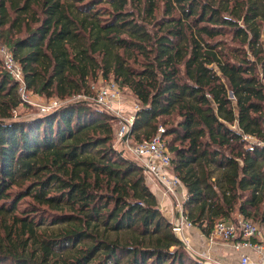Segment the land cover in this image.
<instances>
[{
	"label": "trees",
	"instance_id": "1",
	"mask_svg": "<svg viewBox=\"0 0 264 264\" xmlns=\"http://www.w3.org/2000/svg\"><path fill=\"white\" fill-rule=\"evenodd\" d=\"M0 42L38 96L127 89L126 139L163 128L204 236L232 214L264 230V0H0ZM20 105L0 61V264H205L115 149L113 115L80 100L13 119Z\"/></svg>",
	"mask_w": 264,
	"mask_h": 264
},
{
	"label": "built area",
	"instance_id": "2",
	"mask_svg": "<svg viewBox=\"0 0 264 264\" xmlns=\"http://www.w3.org/2000/svg\"><path fill=\"white\" fill-rule=\"evenodd\" d=\"M0 61L3 70L16 82L20 101L25 102L27 95L32 94V92L26 89L19 65L13 59L10 51L3 45H0ZM80 100L91 102L116 118L121 119L120 125L115 132V137L118 141L125 142L126 139L123 140V137L130 129L134 112L139 108V105H134L133 113L130 116L122 118L120 115L121 110L117 105L120 100V89L111 80H101V84L97 87L91 85L88 94L72 95L64 100L50 99L44 104L36 105L38 109L37 115L51 112L65 103ZM162 133L163 128L158 127L152 137L142 140L131 147L127 146V149L140 164L144 177L159 186L163 195L170 196L177 201V198L179 200L181 198L176 207L177 215L175 221L171 223V225L177 226V228L172 227V229L180 240L181 227L190 228L192 226L187 221L182 210V202L186 194H181L182 184L170 170V156L163 142ZM256 143L264 146V141ZM207 239L209 243L217 240L228 243L231 249L237 253L238 258L235 264H264V230L260 229L255 223L242 219L240 216H237L235 221L228 219L215 222ZM249 253L254 254L255 257L251 258ZM203 262L209 264L208 260H203Z\"/></svg>",
	"mask_w": 264,
	"mask_h": 264
},
{
	"label": "crops",
	"instance_id": "3",
	"mask_svg": "<svg viewBox=\"0 0 264 264\" xmlns=\"http://www.w3.org/2000/svg\"><path fill=\"white\" fill-rule=\"evenodd\" d=\"M147 185L151 193L155 196L157 207L162 213V215L167 219L169 223L175 221L177 211L174 206V200L170 196H165L162 194L159 186L152 183L151 180L145 178ZM186 194L184 187L181 188V194ZM179 199V198H177ZM181 201V198H180ZM178 210V209H177ZM208 236H204L198 229L194 227H181L180 230V240L185 243L186 249L192 254L197 255L199 253L200 259L208 260L209 264H212L214 260L219 263L226 262L227 264H235L237 261V253L234 252L230 245L221 241H214L209 243ZM213 251H215V257ZM251 258H254L255 255L249 253Z\"/></svg>",
	"mask_w": 264,
	"mask_h": 264
},
{
	"label": "rangeland",
	"instance_id": "4",
	"mask_svg": "<svg viewBox=\"0 0 264 264\" xmlns=\"http://www.w3.org/2000/svg\"><path fill=\"white\" fill-rule=\"evenodd\" d=\"M159 13H160V10L158 11V14ZM0 45H3V44H1V42H0ZM100 84H101V80L97 79L94 82H90L89 87L91 85L97 87ZM50 99H57V98H53V97L52 98H44V97L38 96V95L33 94V93L29 94V95H27L26 101L22 102V105L18 106L16 109H14V111L12 113V118L17 120V119H24V118L27 119V118L34 117L38 113V109H37L36 105L44 104L45 102H47ZM65 99H67V98H65ZM61 100H64V99H61ZM117 105L119 106V109L121 110L120 115L122 116V118H126L133 113L134 105L138 106V103L134 100L131 93L127 89H120V100H119ZM120 121H121V119L116 118V122L114 125L115 128L116 127L118 128V126L120 125ZM135 144L136 143L131 139H126L125 142H121V141H118L116 139V137L114 136L113 145H114L115 149L122 152L124 154V156L127 157L128 159L134 160L135 158L130 154V152L127 149V146L131 147ZM173 200H174V206L177 207L180 200L179 199H178V201L175 199H173ZM236 218H237V214L231 215V219L235 220ZM0 234H1V229H0ZM188 252H189V254H191V256L196 257V258H198V256L200 255L199 253H197V255H195V254H192V252H190V251H188ZM213 254H214V258H216L215 257V251H213ZM212 264H227V263L226 262L219 263L216 260H214L212 262Z\"/></svg>",
	"mask_w": 264,
	"mask_h": 264
},
{
	"label": "water",
	"instance_id": "5",
	"mask_svg": "<svg viewBox=\"0 0 264 264\" xmlns=\"http://www.w3.org/2000/svg\"><path fill=\"white\" fill-rule=\"evenodd\" d=\"M228 97H229V98L232 97L231 93H229V92H228ZM129 133H130V129H129L128 132L124 135L123 140H125V139L128 137ZM172 227H173V228H177V226H175V225H172ZM181 242H182V241H181ZM182 244L184 245V247H186L185 244H184L183 242H182ZM198 259H199V258H198Z\"/></svg>",
	"mask_w": 264,
	"mask_h": 264
}]
</instances>
